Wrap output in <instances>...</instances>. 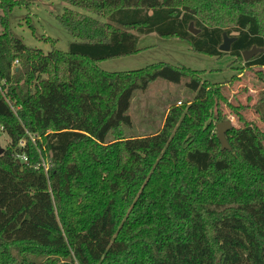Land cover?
<instances>
[{
	"label": "trees",
	"instance_id": "obj_1",
	"mask_svg": "<svg viewBox=\"0 0 264 264\" xmlns=\"http://www.w3.org/2000/svg\"><path fill=\"white\" fill-rule=\"evenodd\" d=\"M61 1L74 40L44 53L8 28L21 0H0V264H264V130L243 115L249 105L201 69L98 65L154 32L240 60L256 46L244 65L264 67V0ZM223 31L236 32L228 52ZM157 79L184 80L193 97L156 132L126 135L133 93ZM223 106L240 122L229 149L214 131ZM253 107L264 122V88Z\"/></svg>",
	"mask_w": 264,
	"mask_h": 264
},
{
	"label": "rangeland",
	"instance_id": "obj_2",
	"mask_svg": "<svg viewBox=\"0 0 264 264\" xmlns=\"http://www.w3.org/2000/svg\"><path fill=\"white\" fill-rule=\"evenodd\" d=\"M66 7L73 8L61 0H21L20 4L14 5L8 12V28L30 48L40 49L44 53L53 47L66 51L74 37L57 19ZM1 31L0 26V33ZM235 34L233 31L230 35ZM137 46L140 49L133 54L100 60L98 65L107 71H126L164 61L177 66L184 65L204 70L202 79L226 83L223 89L229 101L234 105L248 104L249 108L243 115L264 130V122L260 120L253 107L259 92L264 88V82L258 78L257 71L264 72V67L258 65L246 67L244 60L230 54L211 56L196 52L189 49L188 44L179 38H162L154 32L140 34ZM234 74L237 76L230 83L229 80ZM192 97L193 94L184 86V80L176 84L157 79L144 91L136 90L128 110L132 126L125 130L126 135L144 136L156 132L162 127L172 105H180V102L190 100ZM222 110L224 120H230L235 127L240 125L229 107L223 106ZM8 143L7 134L0 132V146L4 148Z\"/></svg>",
	"mask_w": 264,
	"mask_h": 264
},
{
	"label": "water",
	"instance_id": "obj_3",
	"mask_svg": "<svg viewBox=\"0 0 264 264\" xmlns=\"http://www.w3.org/2000/svg\"><path fill=\"white\" fill-rule=\"evenodd\" d=\"M188 31L192 34H196L199 29L193 26V22H190L188 25ZM236 39L235 36L228 35L225 31L222 32V42L219 45V50L223 52H228L230 50L231 43ZM262 49L256 46H252L250 49H245L241 52V56L244 61H247L248 59L252 58L256 53L261 51ZM232 127V124L230 120H222L216 124V136L221 144V149H229L230 146L228 144V141L225 137L226 130L230 129ZM3 147L0 146V153L2 152Z\"/></svg>",
	"mask_w": 264,
	"mask_h": 264
},
{
	"label": "built area",
	"instance_id": "obj_4",
	"mask_svg": "<svg viewBox=\"0 0 264 264\" xmlns=\"http://www.w3.org/2000/svg\"><path fill=\"white\" fill-rule=\"evenodd\" d=\"M2 129H3V128H2V127H0V132H2ZM21 157H22V159H23L24 161H26V160H27V158H26L24 155H22Z\"/></svg>",
	"mask_w": 264,
	"mask_h": 264
}]
</instances>
